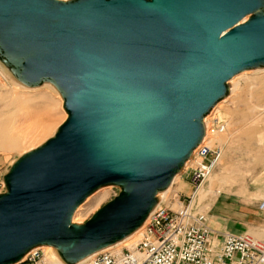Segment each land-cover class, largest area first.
I'll return each mask as SVG.
<instances>
[{
    "label": "water",
    "instance_id": "water-1",
    "mask_svg": "<svg viewBox=\"0 0 264 264\" xmlns=\"http://www.w3.org/2000/svg\"><path fill=\"white\" fill-rule=\"evenodd\" d=\"M1 61L55 86L66 119L3 178L0 264L41 246L75 264L142 225L226 83L264 67V0H0ZM108 186L118 195L72 224Z\"/></svg>",
    "mask_w": 264,
    "mask_h": 264
},
{
    "label": "rangeland",
    "instance_id": "rangeland-1",
    "mask_svg": "<svg viewBox=\"0 0 264 264\" xmlns=\"http://www.w3.org/2000/svg\"><path fill=\"white\" fill-rule=\"evenodd\" d=\"M258 73H264V71ZM252 74L254 73H250V75ZM257 75L259 74H254L250 78ZM13 84L9 78L8 70H0V94L13 91L12 89L16 87ZM244 84H246L245 80H240L236 86L243 90ZM47 85V82L41 83L33 88L34 92H27L30 96L42 94L44 101L33 99L24 102L20 107L33 113L32 121L36 120L32 123L35 125L34 128L39 125L38 122L47 120L49 116H53V119L45 132L32 139L30 143L27 141L18 150L0 151V195L5 192L3 178L19 158V154L42 145L53 136L66 119L62 105L54 103L53 99L56 97L47 90ZM16 88L18 91L20 90V88ZM20 91L22 92V90ZM259 105L254 108L250 104L245 106L222 104L216 114L211 117L210 120H217L224 127V132L218 136L226 137V141L218 143L213 141L214 137L211 136L206 139L205 146L221 148V158L213 174L203 184L198 199L199 201H208V207H210L208 222L213 231L247 234L264 242V101L259 102ZM229 110L237 116L235 125L229 122L227 115ZM31 128L33 129V127ZM29 131L33 132L30 129ZM184 174L182 172L177 176L178 179L171 185L164 201L159 203V208L172 209L178 198L184 199L190 195L191 187ZM119 191L120 189L115 186L97 189L74 213L73 221L79 225L84 224L99 209L112 201ZM132 246L131 243H128L115 250ZM40 250L47 258V252L44 249Z\"/></svg>",
    "mask_w": 264,
    "mask_h": 264
},
{
    "label": "built area",
    "instance_id": "built-area-1",
    "mask_svg": "<svg viewBox=\"0 0 264 264\" xmlns=\"http://www.w3.org/2000/svg\"><path fill=\"white\" fill-rule=\"evenodd\" d=\"M217 120L210 122L207 134L223 130ZM220 147L202 144L193 153L191 165L183 174L191 187L175 211L158 208L144 225L130 248L108 250L84 264H264V242L247 234L218 233L207 222L208 201L198 194L220 161ZM19 264H54L40 249L31 251Z\"/></svg>",
    "mask_w": 264,
    "mask_h": 264
},
{
    "label": "bare ground",
    "instance_id": "bare-ground-1",
    "mask_svg": "<svg viewBox=\"0 0 264 264\" xmlns=\"http://www.w3.org/2000/svg\"><path fill=\"white\" fill-rule=\"evenodd\" d=\"M57 1L67 2L69 0H57ZM248 18L249 17L244 18L241 23H244ZM6 67H7L6 64L3 61H1L0 62V70H3ZM262 71H264V67L256 68V69H252V70H247V71H244V72L236 75L232 79H230L226 83V87H227L226 97L224 99H222L220 102H218L212 108L210 113L207 114L203 118V120H202L203 128L204 129L209 128L210 122L212 120H214V119L210 120L211 117L216 114V111L220 108V105H222V104L223 105L226 104L227 106L233 105V104H242L243 106H245L247 104H250L254 108L259 107L260 106L259 102L264 101V73H258V72H262ZM8 72H9L8 74H9V78H10L11 82L14 83L13 85L20 88V90H22V92L20 90L18 91V89L16 87H14L12 89L13 91H11L10 93L0 94V151L18 150L27 141H28V143H30V141H32V139L36 138L39 135H42L45 132V130L49 127V123L53 119V116H49L47 118V120H42V121L38 122L37 124H39V125L38 126L36 125V128H34L35 125L32 123H34L33 121H36V120L32 121L33 113L28 109H21L20 105H22L26 101L33 100V99L41 100L44 96L42 94H34L32 96L28 95L27 92H34L35 89L22 84L16 78V76L14 75L12 70H9ZM250 73L259 74V75L255 76L254 78L253 77L250 78V76L254 75V74L250 75ZM240 80L241 81L245 80V82H246V84H244L245 86H244L243 90L240 88H237V86H236L237 82H239ZM46 88L51 93V95L56 97L55 98L56 100L53 99L54 103H57L58 105L63 106L62 96L60 95V93L58 92L56 87L53 86L52 84H48L46 86ZM224 107H226V106H224ZM64 115L66 117V114H64ZM227 115L229 117L228 118L229 122L232 125H235L237 123V116L235 115V113L229 110ZM207 124H208V126H207ZM31 127H33V129ZM29 129L32 130L33 132L29 131ZM223 132H224V128L220 133H213L212 135L211 134L208 135L207 132H204V136H203L201 145L202 144L205 145L206 139L209 136L214 137L212 140L216 141L218 143L219 142H221V143L225 142L226 137L218 136V135H221ZM34 148H36V147H34ZM209 148H211V147H209ZM31 150H33V148H30V149L20 153L19 157L30 152ZM220 153H221V150H220ZM189 159L184 163L181 170L172 178L168 187L166 189H164L163 191H159L156 193V196H155L156 203L140 227H138L135 231H133L132 233H130L129 235H127L123 239L119 240L118 242H116L112 245H109V246H107V247H105V248H103L97 252H94V253L86 256L85 258L79 260L75 264H84L85 262H87L88 260H90L91 258L96 256L97 254L102 253V252L107 251V250L119 251V250H115V249H117L119 246H122V247L126 246L128 243H131L132 245H134L137 242V240L139 239V236L142 232V229H143L144 225L147 223L149 217L159 208V203L161 201H164L166 195L170 191L171 185L178 179L177 176H179L181 174L182 170L184 171V169H186L187 167H189L192 164L191 163L192 161ZM208 178H207V180H208ZM86 200L84 201V203L86 202ZM82 205H80L75 210V212ZM180 205H181L180 203H176L175 206H173V208L172 209L170 208V209L175 211L179 208ZM71 223L76 224L73 221V216L71 219ZM39 248L44 249L47 252V255H48L47 258L52 260L54 262V264H65V263L60 261L59 254H58L57 250H55L54 248L49 247V246H41ZM127 248H129V247H127Z\"/></svg>",
    "mask_w": 264,
    "mask_h": 264
},
{
    "label": "crops",
    "instance_id": "crops-1",
    "mask_svg": "<svg viewBox=\"0 0 264 264\" xmlns=\"http://www.w3.org/2000/svg\"><path fill=\"white\" fill-rule=\"evenodd\" d=\"M209 220H208V216H207V222H208ZM210 223L208 222V225H209Z\"/></svg>",
    "mask_w": 264,
    "mask_h": 264
}]
</instances>
